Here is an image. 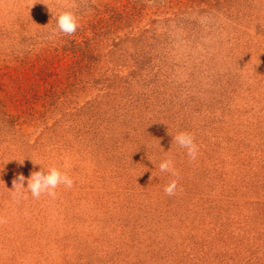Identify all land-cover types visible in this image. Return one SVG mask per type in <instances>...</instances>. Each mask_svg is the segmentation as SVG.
I'll return each instance as SVG.
<instances>
[{"label":"rangeland","instance_id":"obj_1","mask_svg":"<svg viewBox=\"0 0 264 264\" xmlns=\"http://www.w3.org/2000/svg\"><path fill=\"white\" fill-rule=\"evenodd\" d=\"M0 215V264H264V0H0Z\"/></svg>","mask_w":264,"mask_h":264},{"label":"clouds","instance_id":"obj_2","mask_svg":"<svg viewBox=\"0 0 264 264\" xmlns=\"http://www.w3.org/2000/svg\"><path fill=\"white\" fill-rule=\"evenodd\" d=\"M58 31L64 35H73L79 28L78 18L71 11H64L57 17ZM172 142L179 147L186 149L187 156L195 161L199 155V146L196 143L195 135L190 132H179L173 137ZM23 164V162H21ZM161 172L170 173L177 179L171 180L165 187L164 192L168 196L176 195L177 191H183L179 186V173L174 167L171 158L161 161L159 164ZM25 177L23 174H18L12 181L13 188L9 190L14 200L21 198L27 199V193H31L34 199H39L42 195L55 197L56 189L63 185L71 189L74 186V180L67 172H62L57 167H51L47 171L41 168L40 171H35L27 179V188L24 187ZM7 223L5 217L0 215V225Z\"/></svg>","mask_w":264,"mask_h":264}]
</instances>
